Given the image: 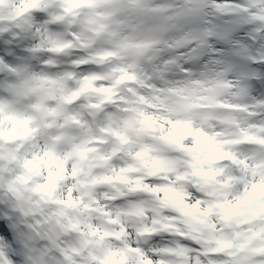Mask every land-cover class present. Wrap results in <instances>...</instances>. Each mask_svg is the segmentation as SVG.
I'll return each mask as SVG.
<instances>
[{
  "label": "clouds",
  "instance_id": "clouds-1",
  "mask_svg": "<svg viewBox=\"0 0 264 264\" xmlns=\"http://www.w3.org/2000/svg\"><path fill=\"white\" fill-rule=\"evenodd\" d=\"M0 264H264V0H0Z\"/></svg>",
  "mask_w": 264,
  "mask_h": 264
}]
</instances>
